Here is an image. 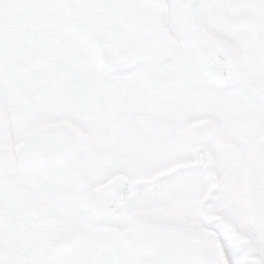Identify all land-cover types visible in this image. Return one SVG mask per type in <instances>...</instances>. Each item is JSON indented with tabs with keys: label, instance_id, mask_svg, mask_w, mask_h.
<instances>
[{
	"label": "snow or ice",
	"instance_id": "obj_1",
	"mask_svg": "<svg viewBox=\"0 0 264 264\" xmlns=\"http://www.w3.org/2000/svg\"><path fill=\"white\" fill-rule=\"evenodd\" d=\"M0 264H264V0H0Z\"/></svg>",
	"mask_w": 264,
	"mask_h": 264
}]
</instances>
